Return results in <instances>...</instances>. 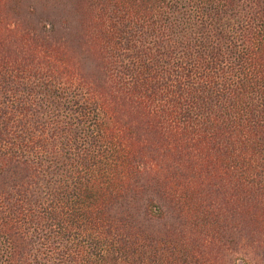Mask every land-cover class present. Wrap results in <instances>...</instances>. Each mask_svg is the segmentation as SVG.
Instances as JSON below:
<instances>
[{
	"label": "trees",
	"instance_id": "1",
	"mask_svg": "<svg viewBox=\"0 0 264 264\" xmlns=\"http://www.w3.org/2000/svg\"><path fill=\"white\" fill-rule=\"evenodd\" d=\"M264 264V0H0V264Z\"/></svg>",
	"mask_w": 264,
	"mask_h": 264
},
{
	"label": "rangeland",
	"instance_id": "2",
	"mask_svg": "<svg viewBox=\"0 0 264 264\" xmlns=\"http://www.w3.org/2000/svg\"><path fill=\"white\" fill-rule=\"evenodd\" d=\"M238 263H239V262H238ZM239 264H241V262H240Z\"/></svg>",
	"mask_w": 264,
	"mask_h": 264
}]
</instances>
